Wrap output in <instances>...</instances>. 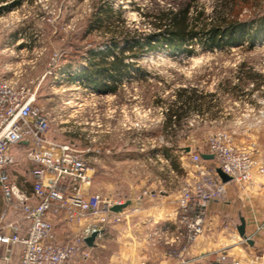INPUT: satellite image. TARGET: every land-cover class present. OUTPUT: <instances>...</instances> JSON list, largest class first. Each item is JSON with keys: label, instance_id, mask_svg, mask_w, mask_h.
Returning <instances> with one entry per match:
<instances>
[{"label": "rangeland", "instance_id": "374dc122", "mask_svg": "<svg viewBox=\"0 0 264 264\" xmlns=\"http://www.w3.org/2000/svg\"><path fill=\"white\" fill-rule=\"evenodd\" d=\"M179 1L4 0L0 3V59L6 65V76L16 87L29 88V96L48 113L50 128L45 138L68 145L85 158L89 168L97 167L94 181L98 190L94 192L103 197L126 202L131 185L141 182L142 170L153 166L159 169L163 155L175 150L182 156L177 160L186 168L178 178L179 197L197 169L189 151L207 152L213 137L236 149L247 150L257 158L264 151V80L249 79L239 92L222 90L226 80L231 85L238 82L236 74L243 62L264 74V26L261 27L259 17L264 15V0H250V4L241 0L239 4L240 17L250 22L256 16L251 27H260L252 47L244 36L237 44L222 49L204 48L194 42L193 46L184 45L176 51L166 45L154 49L146 44H136L130 50L133 41L124 39H119L118 47L113 48L110 39L119 35L118 27H126L131 35L138 37L136 40L145 41L141 33L153 31L155 13ZM223 3V0H199L195 8L205 13L200 22L211 21L214 9ZM87 21L98 23L88 31ZM185 47L192 48L194 53H188ZM90 48L111 51L106 57L110 61L113 55H122L129 64L119 78L98 76L99 80L106 77L109 84L116 83L115 92L97 91L82 81V77L93 72L89 69ZM98 58L97 55L94 59ZM187 85H196L205 92L218 91L212 101L216 100L218 105L204 114L187 115L184 121L189 127L180 130L173 139L163 132L161 123L167 105L175 99V89ZM26 152L27 147L22 146L14 150L17 161L11 174L18 187L22 184L30 191L34 177ZM72 184L66 178L63 186L70 192ZM231 240L232 246L237 241L247 245L237 232ZM78 256L67 264H73Z\"/></svg>", "mask_w": 264, "mask_h": 264}, {"label": "built area", "instance_id": "2783aa9c", "mask_svg": "<svg viewBox=\"0 0 264 264\" xmlns=\"http://www.w3.org/2000/svg\"><path fill=\"white\" fill-rule=\"evenodd\" d=\"M5 69L0 59V189L5 205H17L29 224L22 233L23 224L19 220L9 221L5 207L0 215V259L11 264L14 247L19 245L18 264H67L84 252L86 237L100 231L101 226L82 225L71 240L60 242L53 229L52 216L63 212L72 222L90 216L103 224L110 216L119 220L123 210L112 211V206L125 202L89 191L87 171L90 168L85 158L68 145L56 144L44 137L50 128L48 113L29 96V88L14 85ZM23 143L27 144L26 157L32 162L31 193L20 190L12 181V167L17 161L13 149ZM202 153L212 154L213 158L205 159ZM189 154L197 169L177 199L175 241L182 237L193 241L206 230L209 206L213 201L227 199L229 184L252 186L258 177L264 176V151L257 158L219 137L209 140L207 152L190 150ZM210 161L215 164H206ZM217 167L231 177L228 182L222 181ZM66 178L73 181L70 192L63 186ZM226 254L223 251L213 264H223ZM231 264L253 263L245 258L233 260Z\"/></svg>", "mask_w": 264, "mask_h": 264}, {"label": "crops", "instance_id": "0c3cea01", "mask_svg": "<svg viewBox=\"0 0 264 264\" xmlns=\"http://www.w3.org/2000/svg\"><path fill=\"white\" fill-rule=\"evenodd\" d=\"M21 146L27 147V144L16 146L13 153ZM178 154L177 150L168 151L163 155L164 160L160 159L159 169L153 166L141 171V182L131 185L125 196L130 204L117 221L110 216L101 224L98 218L88 216L72 222L63 212L52 216L53 229L60 242L71 240L82 225L101 226L95 244H83L82 251L88 255L85 257L84 252L79 253L73 264H213L223 251L227 253L223 264L245 258L253 264H264V176L258 177L252 186L229 184L227 199L210 204L206 230L193 241H187L185 237L175 241L178 178L186 170L177 160L182 158ZM97 170L96 166L89 169L90 192L98 190L94 181ZM19 188L26 193L32 192V188L29 191L22 184ZM5 207L8 220H19L24 233L29 222L17 205H5L0 189V215ZM242 218L245 233L254 243L244 245L237 241L232 246L231 237L235 232L239 233ZM19 257L20 246L17 245L11 264H18ZM0 264L6 262L0 259Z\"/></svg>", "mask_w": 264, "mask_h": 264}, {"label": "trees", "instance_id": "16d2710c", "mask_svg": "<svg viewBox=\"0 0 264 264\" xmlns=\"http://www.w3.org/2000/svg\"><path fill=\"white\" fill-rule=\"evenodd\" d=\"M4 0H0V3ZM223 6H217L214 9L212 20L208 23L200 22L204 18L205 13L203 10H198L197 7L199 0H180L179 3L165 5L155 13L154 20L151 27L153 31L149 33H141V37H145V41L136 40L138 37L131 35V31L126 27H118L119 35L111 38L113 48L118 47V40H132L133 43L129 44V49L133 50L136 44H146L149 48H164L170 46L174 51L183 49V46H193L194 42L200 43L204 48H224L228 45H235L240 41L241 37H248L250 40V47L254 45L258 28L253 29L256 16L252 21L240 17L241 9L239 7L241 0H223ZM244 3L250 4V0H243ZM16 4V3H14ZM228 7V9H227ZM195 9V13L193 11ZM262 26H264V15L259 16ZM100 22V20H97ZM87 21L88 31H91L94 24ZM91 26V27H90ZM256 31V32H255ZM138 33V32H137ZM138 35V34H137ZM188 53H194L191 48L185 47ZM89 69L93 72L86 78L82 77L84 83L89 84L93 89L101 92H115L117 90L116 83L109 84L106 77L102 80L98 76H112L115 78L121 75L128 69L129 64L123 61V56L113 55L112 61L106 57L111 54V51H100L89 49ZM124 54V50L121 51ZM100 56L97 60L94 58ZM238 82L231 85V81L226 80L223 83L222 90L229 91H243V84L247 80L252 79L255 81H263L264 74L257 73L255 70L248 66L245 62L238 66L237 74ZM144 78V74L141 75ZM106 78V79H105ZM218 91L205 92L198 86H182L175 89V99L170 102L165 110V119L161 123V129L165 134L170 135L173 139L177 136L180 130L188 128L189 126L184 121L187 115L191 112L199 114L207 113L211 107L218 105L216 99ZM160 101V99L158 100Z\"/></svg>", "mask_w": 264, "mask_h": 264}, {"label": "water", "instance_id": "95a60500", "mask_svg": "<svg viewBox=\"0 0 264 264\" xmlns=\"http://www.w3.org/2000/svg\"><path fill=\"white\" fill-rule=\"evenodd\" d=\"M187 150L189 151L190 147H188ZM202 157L205 159H212L213 155L209 154V153H202ZM216 172L218 173V175L220 176V178L222 179L223 182H228L231 179V177L227 173H225L221 167H217ZM128 204H130L129 201H126L123 204H115L112 206V211L121 212L125 207L128 206ZM238 232H239V235L241 237H243L247 240L248 243H250V244L254 243L253 240L250 237H248L245 233V220H244V218L241 219V223L238 225ZM99 233L100 232L98 230L94 231L92 234H90L89 236L86 237L85 242L89 246H93L95 244L94 243L95 239Z\"/></svg>", "mask_w": 264, "mask_h": 264}]
</instances>
